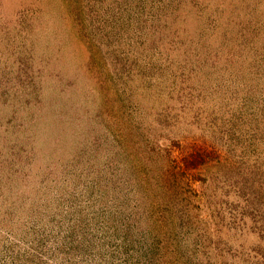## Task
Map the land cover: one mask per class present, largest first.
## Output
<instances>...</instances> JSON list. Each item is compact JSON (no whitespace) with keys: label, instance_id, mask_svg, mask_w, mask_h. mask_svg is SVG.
I'll return each mask as SVG.
<instances>
[{"label":"rangeland","instance_id":"obj_1","mask_svg":"<svg viewBox=\"0 0 264 264\" xmlns=\"http://www.w3.org/2000/svg\"><path fill=\"white\" fill-rule=\"evenodd\" d=\"M0 264H264V0H0Z\"/></svg>","mask_w":264,"mask_h":264}]
</instances>
